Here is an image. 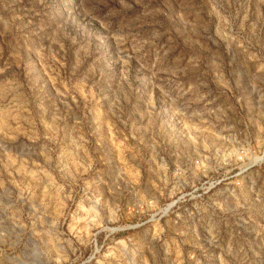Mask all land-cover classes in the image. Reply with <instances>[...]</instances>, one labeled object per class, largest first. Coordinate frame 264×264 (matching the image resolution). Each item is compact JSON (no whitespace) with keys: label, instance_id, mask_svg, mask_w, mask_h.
<instances>
[{"label":"rangeland","instance_id":"374dc122","mask_svg":"<svg viewBox=\"0 0 264 264\" xmlns=\"http://www.w3.org/2000/svg\"><path fill=\"white\" fill-rule=\"evenodd\" d=\"M0 264H264V0H0Z\"/></svg>","mask_w":264,"mask_h":264}]
</instances>
